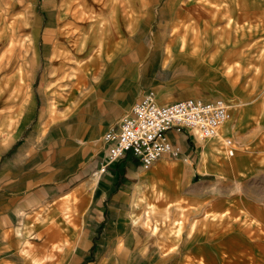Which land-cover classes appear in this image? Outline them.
Segmentation results:
<instances>
[{"label": "crops", "instance_id": "crops-1", "mask_svg": "<svg viewBox=\"0 0 264 264\" xmlns=\"http://www.w3.org/2000/svg\"><path fill=\"white\" fill-rule=\"evenodd\" d=\"M180 2L10 0L11 21H0V264H199L194 243L145 226L146 216L160 223L159 181L182 157L143 167L127 150L100 169L102 134L143 92L159 103L218 95L209 62L222 40L165 35ZM169 137L196 161L201 142ZM207 160L193 175L215 173Z\"/></svg>", "mask_w": 264, "mask_h": 264}, {"label": "rangeland", "instance_id": "rangeland-1", "mask_svg": "<svg viewBox=\"0 0 264 264\" xmlns=\"http://www.w3.org/2000/svg\"><path fill=\"white\" fill-rule=\"evenodd\" d=\"M9 2L0 0V21H11ZM161 16L166 26L171 16ZM153 20L160 26L158 15ZM165 35L222 40L209 64L215 69L214 92L229 101L232 114L222 135L197 140L196 161L191 156L170 159L176 175L159 181L164 189L156 202L163 207L161 221L154 228L146 216L145 226L194 243L189 259L199 264H264V0H184L174 8ZM8 44L10 70L19 42ZM230 126L235 132L229 134L231 154L221 140ZM200 157L219 168L193 175ZM177 185L183 189L176 191ZM185 249L186 244L180 251Z\"/></svg>", "mask_w": 264, "mask_h": 264}, {"label": "built area", "instance_id": "built-area-1", "mask_svg": "<svg viewBox=\"0 0 264 264\" xmlns=\"http://www.w3.org/2000/svg\"><path fill=\"white\" fill-rule=\"evenodd\" d=\"M231 104L223 97H187L170 103H159L155 92L149 89L135 100L116 121V127L102 134L109 143V154L100 169L127 150L137 155L143 167L150 166L159 156L169 154L188 159L180 147L171 141L169 130L187 132L196 140L218 136L221 124L231 117ZM224 145H232V138L221 137Z\"/></svg>", "mask_w": 264, "mask_h": 264}, {"label": "bare ground", "instance_id": "bare-ground-1", "mask_svg": "<svg viewBox=\"0 0 264 264\" xmlns=\"http://www.w3.org/2000/svg\"><path fill=\"white\" fill-rule=\"evenodd\" d=\"M187 17V16H186ZM185 17V18H186ZM232 53H234V50H233V52ZM229 102V101H228ZM229 119H227V120H225L222 124H221V126H220V128H219V132H218V135L220 134V135H222V131H223V128H224V126H225V124H226V122L228 121ZM215 137H217V136H215ZM215 137H212V138H215ZM208 139H210V138H208ZM256 218V217H255ZM258 220V219H257ZM256 223V222H255ZM254 224V223H253ZM152 227H154V228H156V224H153V226ZM240 241V240H239Z\"/></svg>", "mask_w": 264, "mask_h": 264}]
</instances>
